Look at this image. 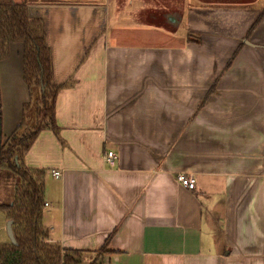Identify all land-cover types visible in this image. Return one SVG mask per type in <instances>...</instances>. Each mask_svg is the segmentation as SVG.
I'll list each match as a JSON object with an SVG mask.
<instances>
[{
	"label": "crops",
	"instance_id": "crops-1",
	"mask_svg": "<svg viewBox=\"0 0 264 264\" xmlns=\"http://www.w3.org/2000/svg\"><path fill=\"white\" fill-rule=\"evenodd\" d=\"M201 1L224 15L212 24L184 3L165 15L174 30L134 20L149 30L110 38L107 0H29L55 82L72 81L57 96L58 134L41 131L24 156L46 171L52 242L93 254L108 239L103 264H264V4L248 16ZM21 51L0 60L3 136L29 100Z\"/></svg>",
	"mask_w": 264,
	"mask_h": 264
},
{
	"label": "trees",
	"instance_id": "trees-1",
	"mask_svg": "<svg viewBox=\"0 0 264 264\" xmlns=\"http://www.w3.org/2000/svg\"><path fill=\"white\" fill-rule=\"evenodd\" d=\"M29 3V0H0V60L10 56L13 43L22 44V76L29 93L20 122L11 134L2 137L0 170L9 171L17 180L12 201L0 203V212L7 220H13L16 244L11 240L0 242V264H81L82 250L66 249L52 242L43 225L46 171L28 168L24 163L26 152L41 131L48 129L58 134L57 96L61 89L72 85V81L55 82L45 20L30 15ZM263 15L264 9L257 21ZM191 39L195 40L189 36ZM99 251L101 257L109 253L108 239Z\"/></svg>",
	"mask_w": 264,
	"mask_h": 264
},
{
	"label": "rangeland",
	"instance_id": "rangeland-1",
	"mask_svg": "<svg viewBox=\"0 0 264 264\" xmlns=\"http://www.w3.org/2000/svg\"><path fill=\"white\" fill-rule=\"evenodd\" d=\"M31 1H37V0H31ZM39 1L82 2L87 0H39ZM107 1L110 6V13L107 18L106 33L107 35L109 34L110 38H112V35L115 33H123V32L139 33L142 30H144V32L146 30H149L142 28L141 26L143 25L140 26L139 24L135 23V21L145 22V23L148 22L150 25L154 24L157 26L164 27L166 29L170 28L171 30H174L176 27L171 22L167 20L169 22L167 23L165 21V18L161 16L156 18L153 15H156L157 12H159L161 9H166V11H169L168 13L178 11L176 9L179 8L182 9L181 6H183L184 3L190 4V6L193 7L194 9L198 8L199 13H205L207 11L210 14L208 16H213L210 18V20H212V24H213V18L217 20L219 16L224 15V14H219L218 10L221 8L218 5H213L212 7L210 6L202 7L203 1L201 0H134L133 1V6H135L134 9L126 7L127 0H107ZM206 1H212L215 3L218 2H230L232 4L234 3L236 5H231L230 7H227L231 14L246 13L248 16L255 14L256 10L259 8L258 5L260 3L264 4V0L257 2H255V0H206ZM253 1L255 3H252ZM140 2H143L144 4H143V8H141V12H138L137 8L141 7L142 5L141 4L138 6ZM161 6H164L165 8ZM186 8L187 7H185L184 9ZM141 39H143V37H141ZM5 172L6 170L4 169L0 170V183L3 179L5 181V185L3 184V188H2L3 190L1 191L2 194L0 195V202L10 203L13 199L12 198L14 193L13 185L17 179L13 178L11 173L6 172L5 174ZM7 221L8 220L6 219L5 214L3 212H0V242H8L10 240L7 233V224H6ZM101 255L102 254L100 251L93 254L83 253L81 256V260H82L81 264H91V263L98 264L101 262L102 259Z\"/></svg>",
	"mask_w": 264,
	"mask_h": 264
},
{
	"label": "built area",
	"instance_id": "built-area-1",
	"mask_svg": "<svg viewBox=\"0 0 264 264\" xmlns=\"http://www.w3.org/2000/svg\"><path fill=\"white\" fill-rule=\"evenodd\" d=\"M115 158H116V154L113 151L107 152L105 156L106 161L110 165L115 164ZM52 175L56 178H61L63 176V172L53 170ZM177 180L183 187L189 190H195L196 188V178L192 174L180 173L177 175ZM45 205H48V203H45Z\"/></svg>",
	"mask_w": 264,
	"mask_h": 264
},
{
	"label": "water",
	"instance_id": "water-1",
	"mask_svg": "<svg viewBox=\"0 0 264 264\" xmlns=\"http://www.w3.org/2000/svg\"><path fill=\"white\" fill-rule=\"evenodd\" d=\"M2 136H3V134H2V119H1V103H0V162H1ZM16 161H17V157H16ZM12 224H13V220L7 221V233H8V236H9L11 242L16 244V238H15V235L13 232Z\"/></svg>",
	"mask_w": 264,
	"mask_h": 264
},
{
	"label": "flooded vegetation",
	"instance_id": "flooded-vegetation-1",
	"mask_svg": "<svg viewBox=\"0 0 264 264\" xmlns=\"http://www.w3.org/2000/svg\"><path fill=\"white\" fill-rule=\"evenodd\" d=\"M166 14H168V11H166V10L163 11V9H161L159 12H157L156 15H153V16H155L156 18L159 17V16H161V17H163V18H166V17H165ZM153 16H152V17H153Z\"/></svg>",
	"mask_w": 264,
	"mask_h": 264
}]
</instances>
